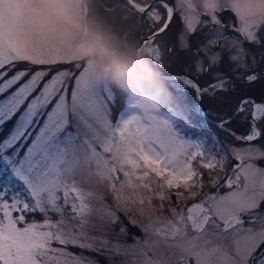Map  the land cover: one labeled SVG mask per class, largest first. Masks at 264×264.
I'll list each match as a JSON object with an SVG mask.
<instances>
[{
  "label": "snow or ice",
  "instance_id": "1",
  "mask_svg": "<svg viewBox=\"0 0 264 264\" xmlns=\"http://www.w3.org/2000/svg\"><path fill=\"white\" fill-rule=\"evenodd\" d=\"M126 3L147 24L140 46L157 67L177 49L192 57L185 73H165L193 94L176 92L189 113L183 127L135 113L113 120L116 95L39 46L16 0H0V132L15 117L0 139V264H94L67 247L99 251L108 242L89 233L110 232L134 211L151 217L154 199L170 202L167 214L149 219L143 240L109 249L129 257L124 264H264V143H253L264 141V99L243 95L209 125L238 145L217 132L187 134L205 96L264 79V0ZM174 19L183 26L176 46L158 43ZM63 64L77 71L34 67ZM234 120L246 134L231 130ZM201 169L215 191L204 192ZM36 214L44 219H29Z\"/></svg>",
  "mask_w": 264,
  "mask_h": 264
},
{
  "label": "rangeland",
  "instance_id": "2",
  "mask_svg": "<svg viewBox=\"0 0 264 264\" xmlns=\"http://www.w3.org/2000/svg\"><path fill=\"white\" fill-rule=\"evenodd\" d=\"M16 3L18 4L19 13L27 21L31 28L32 35L39 46L57 54L61 58L69 59L85 66L97 81L102 86L110 89L116 97L118 96L117 90L113 86L111 80L117 85V88L127 93L124 100V107L119 110L117 114L112 109L113 120L126 119L135 113L141 116L164 119L177 127H183L187 123L189 118L186 116L183 108L173 104L171 100L167 101L162 92L164 87L155 84V80L142 78L139 89L132 91L122 83L114 80L102 66L99 54L108 50H110V55L113 57L122 55L134 58L135 60L137 46L147 27V24L141 23L143 17L131 11L126 0H16ZM161 11L163 10L161 9ZM230 16V13L225 12L221 15V19L227 22ZM162 22L163 21H161V23ZM182 27L180 21L174 19L169 29L161 34L157 42H163V44L168 47H175L177 35L182 30ZM256 51L258 52L259 50ZM141 59L145 63L144 68L161 69L157 67L156 63L145 50H142ZM191 60L192 57L190 53L181 52L177 49L171 55L165 56L166 66L163 70H174L176 72L185 73ZM26 66L25 64H19L17 68L12 71L20 70ZM34 67H51L53 71L59 69H67L72 72L77 71L72 64ZM11 74L12 72L9 73V75ZM148 75L152 77L151 74ZM161 81H163L166 87H170L171 90L174 88V92L183 93L185 99L193 95L178 83H174L173 86H171V82L167 77H163ZM201 83L203 84L204 80H201ZM262 85V89L264 90V80H262ZM239 88H241V86L238 83L235 92L224 95L218 94L216 99L205 96L203 106L206 113L209 116L211 115V117L218 118L221 114L231 111L235 107L236 101L241 97L242 92H240ZM255 99L258 101L261 100ZM14 122L15 117L13 118L12 124H14ZM234 124L242 125L238 120H235ZM245 129L242 131H247ZM205 132H217L216 134L223 136L224 141L230 146L239 144V142L231 136L219 133L218 130L209 126L202 128L198 126V124L192 122V127L187 129V134L189 136L200 135ZM253 143L261 144L264 143V141H255ZM233 162L231 157H229V162L226 165L228 175L231 174L230 169ZM201 171L205 173L204 181L207 187L208 170L201 169ZM224 178L223 176L220 177L221 183H223ZM206 187L204 188L205 193L215 191L211 186L209 189ZM180 190L182 191L183 189ZM175 191L177 190H172L173 193ZM221 191H225V189H221ZM197 198L201 199V197ZM194 200L196 199L187 200L184 203L189 206V202H194ZM160 203H164V209L159 208ZM169 203V201L161 202L158 199H154L152 205L154 210L151 217L141 216L139 212L134 211L131 217L121 215L123 223L113 225L112 231L110 232L89 233L92 236L104 239L108 242L106 245L101 246L99 251L81 249L74 246H68L67 250L77 256L94 262V264H124V261L129 257L115 254V252L109 249L117 244L125 247L132 246L136 243V238L143 240L144 233L142 232V227L148 223L149 219L154 220L162 212L166 215ZM171 205L175 206L174 195ZM146 207L148 206L146 205ZM261 210H264V207H261L257 211ZM33 218L37 221L44 219L41 214L29 217V219ZM52 218L55 220L57 217L53 215ZM245 219L247 218L245 217ZM132 220H135L136 223H132ZM121 228H123L124 231H121ZM54 246L59 247V245Z\"/></svg>",
  "mask_w": 264,
  "mask_h": 264
},
{
  "label": "trees",
  "instance_id": "3",
  "mask_svg": "<svg viewBox=\"0 0 264 264\" xmlns=\"http://www.w3.org/2000/svg\"><path fill=\"white\" fill-rule=\"evenodd\" d=\"M262 67H264V66H262ZM152 69H155V68H152ZM156 70H162V69H156ZM165 71H174V70H165ZM151 76H152V80H155L154 81L155 84H157L158 86L164 87L162 92H163V96L165 97V99L167 101L171 100V102L173 104L181 106L183 108L186 116L189 118V113L186 111L187 105L184 104V102H182L181 98L177 96L176 92L171 90L170 87H166V85H164L163 81H161L163 77L155 76V75H151ZM262 80H264V79L258 80L257 82H255L254 84H251V85L239 83V85L241 86V88H239V90H240V92H242L241 96L247 95V96H253L254 98H257V99H263L264 98V90L262 89L263 88ZM111 82H112L113 86L116 88L117 95H118L116 97V106L113 107V110L117 114L118 111L124 107V100L127 96V93L125 91H122L120 88H117V85L115 83H113L112 80H111ZM203 108H204V106H203ZM216 119H218V118H216ZM12 121H10L8 124H6L4 126V130L2 132H0V139H3L8 134V132L11 131V127L13 125ZM193 122L198 124V126H200L202 128L203 127L205 128V126H209L211 124V123L207 122L204 118L200 121L194 120ZM234 123H235V120L233 121L232 127L230 126L231 128L235 129L236 131H238L242 134H246L247 131H242V130L245 129L247 127V125H245V124L239 125V124H234ZM245 130H247V128ZM208 187H210V186H208Z\"/></svg>",
  "mask_w": 264,
  "mask_h": 264
},
{
  "label": "clouds",
  "instance_id": "4",
  "mask_svg": "<svg viewBox=\"0 0 264 264\" xmlns=\"http://www.w3.org/2000/svg\"><path fill=\"white\" fill-rule=\"evenodd\" d=\"M99 59L105 71L116 81L122 83L132 91L140 87L141 79H152L147 72L139 66L134 58L122 55L111 56L110 50L100 53Z\"/></svg>",
  "mask_w": 264,
  "mask_h": 264
},
{
  "label": "water",
  "instance_id": "5",
  "mask_svg": "<svg viewBox=\"0 0 264 264\" xmlns=\"http://www.w3.org/2000/svg\"><path fill=\"white\" fill-rule=\"evenodd\" d=\"M142 48L140 46V42L137 46V49H136V54H135V61L139 64V66L143 69V71L147 72L148 74H151V75H156V76H163V77H167V75L165 73H168V74H172V75H176V74H183L181 72H176V71H164V70H155V69H147V68H144L142 65H141V57H142ZM258 101V100H257ZM197 110L199 111V102H197ZM199 115L204 118L207 122L209 123H212V122H215V123H220V120L218 119H215L211 116H209L206 111H202V112H199ZM231 128V127H230ZM231 130L233 132H236L238 135H244L236 130H234L233 128H231Z\"/></svg>",
  "mask_w": 264,
  "mask_h": 264
},
{
  "label": "bare ground",
  "instance_id": "6",
  "mask_svg": "<svg viewBox=\"0 0 264 264\" xmlns=\"http://www.w3.org/2000/svg\"><path fill=\"white\" fill-rule=\"evenodd\" d=\"M141 65L144 67L145 63L143 62V60L141 59Z\"/></svg>",
  "mask_w": 264,
  "mask_h": 264
},
{
  "label": "flooded vegetation",
  "instance_id": "7",
  "mask_svg": "<svg viewBox=\"0 0 264 264\" xmlns=\"http://www.w3.org/2000/svg\"><path fill=\"white\" fill-rule=\"evenodd\" d=\"M263 163H264V162H263ZM198 200H200V199H196L195 201H198ZM195 201H194V202H195ZM261 207H264V204H262ZM262 247L264 248V246H262Z\"/></svg>",
  "mask_w": 264,
  "mask_h": 264
}]
</instances>
